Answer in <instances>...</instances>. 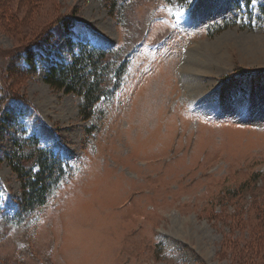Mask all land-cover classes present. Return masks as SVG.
Listing matches in <instances>:
<instances>
[{
  "label": "rangeland",
  "instance_id": "374dc122",
  "mask_svg": "<svg viewBox=\"0 0 264 264\" xmlns=\"http://www.w3.org/2000/svg\"><path fill=\"white\" fill-rule=\"evenodd\" d=\"M105 1L0 0V207L20 206V139L35 135L67 174L0 241V264H264V0H123L119 18ZM86 44L129 56L112 97L81 119L82 97L44 79ZM118 156L153 186L128 189L121 217H95ZM174 160L185 178L155 174Z\"/></svg>",
  "mask_w": 264,
  "mask_h": 264
},
{
  "label": "trees",
  "instance_id": "16d2710c",
  "mask_svg": "<svg viewBox=\"0 0 264 264\" xmlns=\"http://www.w3.org/2000/svg\"><path fill=\"white\" fill-rule=\"evenodd\" d=\"M121 1L123 0L105 1L111 14L117 18L123 8ZM226 25L229 23L225 22L223 26ZM73 26V21H65L64 30L69 31ZM31 48L22 50L21 53L24 52L23 60L28 64V69L36 71L35 52ZM121 52V46L116 49H101L86 44L81 46L72 62L57 63L48 68L44 82L54 89L81 96L83 101L80 104V116L81 119H88L92 116L93 105L102 98L112 97L113 88L126 72V57L129 55ZM20 142L10 159V166L21 185L20 206L13 217L0 207V241L7 239L6 236L13 228L27 227L31 222L29 217L36 209L46 205L49 196L67 176L61 156L52 149L41 146L35 135L20 139ZM33 166L37 169H33ZM258 178L259 176L250 179L256 182ZM262 209L264 211V205ZM258 227V232L264 234V217L259 218Z\"/></svg>",
  "mask_w": 264,
  "mask_h": 264
},
{
  "label": "bare ground",
  "instance_id": "6f19581e",
  "mask_svg": "<svg viewBox=\"0 0 264 264\" xmlns=\"http://www.w3.org/2000/svg\"><path fill=\"white\" fill-rule=\"evenodd\" d=\"M247 50L252 52V49H247ZM189 68H188V70H189ZM184 69H185V66H184ZM205 70H208V69L205 68ZM145 143H149V144L156 143L157 144L158 141L150 139V140L145 141ZM133 155L137 156L135 154H133ZM139 155L145 156L146 152L141 150V151H139ZM158 156H160V155L158 154V155H155L152 157H144V159H142V160H151V159H154ZM118 157L119 158H117L114 161V165L111 167V169H117L118 172L115 173L113 170H107L109 172V174L104 175V173H103L102 177L100 178V182H102V186L99 189V193H98L99 198L97 201L94 202V205L96 206L95 207L96 212L94 213L95 217H103V218L121 217L120 213L115 214L113 212V206L115 204H117L118 200L122 198V196L124 195V193L128 189H133V188L142 189L146 186H151V185L153 186L152 183H145L142 181V180H144L141 178L142 173L138 170L139 168H136V167H134V165L133 166L131 165V163L129 162V160L132 162L131 159L127 160L126 158H122L120 156H118ZM183 165H184V163L182 160L169 161V162H166L165 165L160 164L159 168L156 170L155 174H165V172L167 170H169L173 173V171L176 170L177 172L181 173V176H179L176 179L185 178L188 175L189 171H188V167L186 170H183V167H184ZM134 169H136L137 175H136V179H134V182H131L130 178L128 176H126L124 173L126 170H128L129 172H133ZM113 172H114V174H112ZM139 173L141 174L140 176H139ZM173 175H174V173H173ZM154 177H157V176L154 175ZM109 180H113V183H108ZM107 184H109V187ZM131 191L132 190L127 192L125 197L118 204L122 203L127 198V196L129 195V193ZM78 200H80V198H78ZM154 200H156L155 197H154ZM75 209H76L75 214L77 217H90L89 212H87V210L85 208H75Z\"/></svg>",
  "mask_w": 264,
  "mask_h": 264
}]
</instances>
